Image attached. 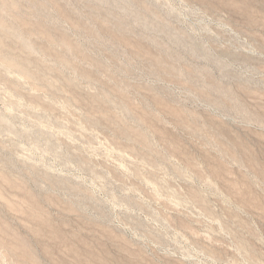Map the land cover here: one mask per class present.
<instances>
[{
  "label": "rangeland",
  "instance_id": "obj_1",
  "mask_svg": "<svg viewBox=\"0 0 264 264\" xmlns=\"http://www.w3.org/2000/svg\"><path fill=\"white\" fill-rule=\"evenodd\" d=\"M7 1L0 264H262L264 143L223 122L259 125L264 29L228 0Z\"/></svg>",
  "mask_w": 264,
  "mask_h": 264
},
{
  "label": "clouds",
  "instance_id": "obj_2",
  "mask_svg": "<svg viewBox=\"0 0 264 264\" xmlns=\"http://www.w3.org/2000/svg\"><path fill=\"white\" fill-rule=\"evenodd\" d=\"M226 8L235 9L239 14H242L247 17V23L249 28H259L264 29V9H258L253 7L251 4V0H247L246 3H237V0H228ZM222 18L226 20V22L233 23L235 26L239 27V21L235 19L233 13L229 11H222ZM248 61H250V65L259 69L261 65H264V60H260L258 57H249ZM240 86H246L244 90H242ZM233 88L236 89V94L239 96V104L243 106H247L249 110H252V105L249 103V95L248 93L252 91L254 85H250L249 82L243 80L234 81L232 84ZM218 99L217 97H213V100ZM211 102V101H206ZM192 106L191 104L189 105ZM231 105H226V108L230 109ZM203 111L202 109H200ZM255 116L259 117V125L253 126L250 129H247L239 124L234 123L231 119L224 121L225 125L234 129L237 133L240 134L245 140H257L258 143H264L256 137V133H260L264 135V113L255 112ZM264 264V262H262Z\"/></svg>",
  "mask_w": 264,
  "mask_h": 264
},
{
  "label": "bare ground",
  "instance_id": "obj_3",
  "mask_svg": "<svg viewBox=\"0 0 264 264\" xmlns=\"http://www.w3.org/2000/svg\"><path fill=\"white\" fill-rule=\"evenodd\" d=\"M10 1V0H9ZM0 3H2V5L4 6V5H9V2L7 1V0H0ZM13 5L15 6V7H17L19 4H17V2H13ZM1 28H3V30L5 31V32H8L7 33V35H9V34H11L10 32H12V34H13V29H12V27H10L9 25L7 26L5 23L4 24H2L1 25ZM6 34V33H5ZM0 45H2L4 42L2 41V39L0 38ZM2 42V43H1ZM2 54V57H3V53H1ZM5 56V59L7 58L6 57V55H4ZM1 58V57H0ZM2 59V58H1ZM25 70V69H24ZM26 71V70H25Z\"/></svg>",
  "mask_w": 264,
  "mask_h": 264
}]
</instances>
